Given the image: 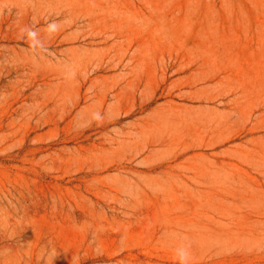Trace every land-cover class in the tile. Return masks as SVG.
I'll return each mask as SVG.
<instances>
[{"label": "rangeland", "instance_id": "rangeland-1", "mask_svg": "<svg viewBox=\"0 0 264 264\" xmlns=\"http://www.w3.org/2000/svg\"><path fill=\"white\" fill-rule=\"evenodd\" d=\"M0 264H264V0H0Z\"/></svg>", "mask_w": 264, "mask_h": 264}]
</instances>
